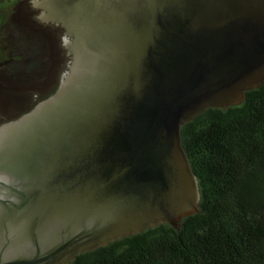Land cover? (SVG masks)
I'll use <instances>...</instances> for the list:
<instances>
[{
	"label": "water",
	"instance_id": "obj_1",
	"mask_svg": "<svg viewBox=\"0 0 264 264\" xmlns=\"http://www.w3.org/2000/svg\"><path fill=\"white\" fill-rule=\"evenodd\" d=\"M58 89L0 126V264H71L199 211L181 130L264 84V0H36Z\"/></svg>",
	"mask_w": 264,
	"mask_h": 264
},
{
	"label": "trees",
	"instance_id": "obj_2",
	"mask_svg": "<svg viewBox=\"0 0 264 264\" xmlns=\"http://www.w3.org/2000/svg\"><path fill=\"white\" fill-rule=\"evenodd\" d=\"M199 211L85 253L71 264H264V84L182 127Z\"/></svg>",
	"mask_w": 264,
	"mask_h": 264
},
{
	"label": "flooded vegetation",
	"instance_id": "obj_3",
	"mask_svg": "<svg viewBox=\"0 0 264 264\" xmlns=\"http://www.w3.org/2000/svg\"><path fill=\"white\" fill-rule=\"evenodd\" d=\"M35 1L0 0V126L54 94L70 62L65 29Z\"/></svg>",
	"mask_w": 264,
	"mask_h": 264
}]
</instances>
